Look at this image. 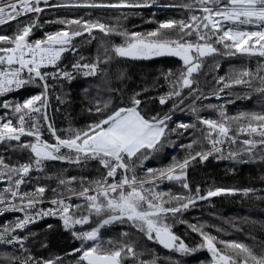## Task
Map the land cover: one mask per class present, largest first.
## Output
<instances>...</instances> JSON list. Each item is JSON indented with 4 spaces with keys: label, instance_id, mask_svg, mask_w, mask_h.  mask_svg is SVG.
I'll use <instances>...</instances> for the list:
<instances>
[{
    "label": "trees",
    "instance_id": "trees-1",
    "mask_svg": "<svg viewBox=\"0 0 264 264\" xmlns=\"http://www.w3.org/2000/svg\"><path fill=\"white\" fill-rule=\"evenodd\" d=\"M121 0H50L39 14L21 16L15 21L0 26V35L13 36L18 28L32 23L38 15V27L33 28L29 41L44 39L46 34L67 29L69 31L81 30L75 25L61 24L58 21L82 19L90 22L104 23L116 32L147 34L155 30L160 22L173 20H187L193 12L183 5L192 3L193 0H124L129 4H146L142 7H79L78 4H114ZM195 14H199L196 12ZM175 38L176 33H173ZM195 41V36L191 38ZM122 35L105 36L99 30L92 34L84 33L72 41L75 51L64 52L56 66H47L42 72H68L71 78L49 77L48 105L46 112L48 122L56 129L57 135L66 138L69 130H86L87 126L98 122L101 115L95 113L96 103L110 101L106 114L120 107H130L131 99L141 101L139 111L147 119L159 116H169L168 129H174L180 123L195 124L194 129L187 131H168L155 152L148 155L147 159L135 161L132 166L138 178H147V169H163L173 160L183 161L188 155V149L182 145L189 144L193 139L200 140L199 146L194 151H207L211 145L202 139L205 128L198 121L199 117L220 119L221 107L229 117L240 113H264V92L258 89L264 83L256 76L259 71L264 76V58L247 55H216L204 59L198 73L194 74V92L184 89L182 97L173 98L161 105L159 98L172 91V81H175L184 66L180 60L172 58H157L148 61L128 60L117 57L112 53L113 46L124 44ZM11 46L0 41V47ZM105 49H108L106 52ZM221 52L223 48L221 47ZM77 63H98L96 75L86 76L87 69L77 70L73 67ZM243 70L253 73L250 84L233 85L224 88L219 95H215L221 87L217 84L220 77L226 80L234 77ZM173 73L165 78L166 74ZM27 79V77H26ZM245 79H248L245 77ZM40 81L25 84L22 89L6 97L4 101L23 102L33 95L41 94L44 89ZM139 95H136V94ZM180 100L183 102L181 103ZM175 105V106H174ZM93 109L92 112L89 109ZM196 109V111H193ZM9 110L1 107L2 115ZM15 123V119H13ZM42 137L50 143H55V138L50 134L47 124L40 117ZM247 120L234 121L231 125L233 134H236L238 125H246ZM223 149V156L227 157L230 151H239L238 159L219 158L220 154L214 153L207 160L197 158L187 168L186 182L189 189H184L181 183L163 180L152 187L154 191L170 193L171 196H194L196 189L199 195H206L207 191L216 188L225 189H252L245 196L241 191L232 194H222L206 200H197L194 206L172 216L169 214L167 223L172 226L174 234L185 242L190 248H198L201 236L193 232L190 225H203V230L217 238L218 241H235L244 243L253 249L255 254L264 252V149L256 148L251 154L243 152L242 141ZM21 142H34L32 137L22 136ZM67 153L66 149L61 150ZM0 157L9 165H19L30 162L32 154L29 149L18 146V142L0 143ZM2 170V169H0ZM5 171L6 170H2ZM105 169L97 160H84L79 164L68 161H46L42 171L33 170L26 177L22 185L24 193H32L38 186L48 189L43 194V200L53 197L73 194L68 189L79 192L83 187H94L92 181L100 180L106 176ZM122 170L115 177L119 181ZM131 175V172L129 173ZM76 177L70 184L60 185L59 179L68 180ZM15 175L13 179H15ZM5 183H0V194L5 195L4 186L10 184L5 178ZM108 183L113 178H108ZM52 189L56 191L53 192ZM164 199L169 201L166 206H176L177 201L169 196ZM86 200H77L73 206L81 205L80 209L73 207L70 211L77 217L88 215ZM101 217L94 214L91 222L85 225H76L69 230L63 226V221L51 220L36 224L18 233L24 237L23 246L13 244L10 246L0 244V264H20L29 260L28 264L38 261L56 260L59 264H76L80 253L75 250L81 247L82 241L77 239L73 232H82L96 227ZM0 223V229L4 226ZM100 241L103 248L112 249L115 246L131 244L134 246L135 257L128 256L123 264H209L211 254L206 249H198L189 254H180L172 250H164L155 240H149L145 233L133 226L130 222H115L100 229ZM112 242L109 244V242ZM92 242H88L89 246ZM4 246V247H2ZM223 249V245L217 244ZM251 264V261H249Z\"/></svg>",
    "mask_w": 264,
    "mask_h": 264
},
{
    "label": "snow or ice",
    "instance_id": "snow-or-ice-1",
    "mask_svg": "<svg viewBox=\"0 0 264 264\" xmlns=\"http://www.w3.org/2000/svg\"><path fill=\"white\" fill-rule=\"evenodd\" d=\"M47 5L48 0H0V25L15 21L22 15L39 14L44 11L41 5ZM79 7H142L146 4H129L121 0L114 4H78ZM184 8L193 12L187 20L169 19L158 24V27L141 34L132 32L130 34L116 32L113 28L100 22H90L82 19L70 21H58L61 24L75 25L78 29L69 31L67 29L55 33L46 34L44 39L29 41L33 28L38 27V15L32 23L18 28L13 36L0 35V41L11 46L0 47V96L5 93L19 89L25 84L42 82L44 91L39 95H33L21 102L4 101L0 104L6 111L0 115V143L18 142V146L29 149L32 154L30 162L19 165H9L0 157V179H7L15 187L7 188L5 191L12 197H19L27 201L26 205H12L14 210L25 212V209H35L36 205L43 202V194L48 191L44 186H38L32 193H20L19 188L26 182V177L34 169L43 170L46 161H68L79 164L84 160H97L105 169L106 176L100 180L91 182L94 187H83L78 193L73 189L68 191L86 200L88 215L77 217L70 211L73 207L80 209L81 205H70L64 198L53 199L51 204L54 208L35 211L33 214L26 213L23 218L17 219L14 225H5L0 229V242L7 244H19L23 246L24 237L15 235L17 230H23L27 225L34 223L37 218L44 216H59L66 229L72 230L76 225H85L91 222L94 214L101 217L96 227L82 232H73L74 236L82 241L81 247L76 249L79 258L76 264H123L128 257H135L134 246L123 244L112 249H105L100 241V229L106 225L119 222H130L133 226L145 233L149 240H155L166 249L180 254H189L198 249H206L211 254L209 264H264V252L255 254L252 248L244 243L235 241H218L217 238L203 230V225H190L193 232H197L202 240L198 248H190L183 240L172 231V226L167 223L169 214L175 216L178 213L194 206L196 201L206 200L210 197L222 194H232L241 191L247 196L252 189H225L216 188L207 191L206 195H199L200 189H196L194 196H171L170 193L154 191L152 187L145 185H156L163 180L181 183L184 189H189L186 182L187 168L192 161L199 158L207 160L214 153L220 154L219 158L238 159L239 151H230L227 157L223 156V145L225 141L237 143L239 134H247L244 139L242 151L251 154L254 149H264V113H240L235 117H229L221 107L220 119H208L199 117L198 121L204 125L202 139L207 141L211 148L208 151H194L199 146L200 140L193 139L189 144L182 145L188 149V155L183 161H176L163 169H147V178H138L135 161L147 159L148 155L155 152L158 145L168 131L177 132L194 129L195 124L180 123L174 129H168L169 116H155L151 119L145 118L138 110L141 101L135 96L131 99L130 107H120L106 114L110 101L97 102L95 113L101 115L98 122L87 126L86 130H69L66 138H61L56 129L48 122L46 107L48 105L49 77L71 78L68 72L48 73L41 69L46 66H56L64 52L75 51L72 41L84 33L92 34L93 30H99L105 36L122 35L125 43L113 46L111 51L117 57H131L134 59H148L159 56H175L183 61V70L178 78L172 81V91L166 96H161L159 102L166 104L174 97H182L184 89L194 92V74L198 73L203 65L204 59L216 55H247L264 58V0H193L192 3L183 5ZM199 12V14H195ZM247 26H256L259 30H246ZM173 33H176L173 38ZM195 36V41L191 38ZM221 47L223 52H221ZM107 52L108 49H105ZM77 70L87 69L86 76L96 75L98 63L73 65ZM26 72L27 79L23 78ZM169 71L165 78L172 76ZM262 83L264 76L259 71L256 73ZM247 77L248 79H245ZM253 73L243 70L234 77L226 80L220 77L217 84L222 87L214 93L219 95L224 88L233 85L250 84ZM264 92V87L258 89ZM136 95H139L138 93ZM182 103L183 101L180 100ZM175 106V105H174ZM90 112L93 109H89ZM196 111V109H193ZM40 117L47 124L48 131L55 138L56 143L50 144L42 137ZM15 119V123L13 122ZM247 120L246 125L240 124L233 134L231 127L234 121ZM32 137L34 142H21V137ZM66 149L67 153H62ZM122 170L119 181L115 180L118 171ZM131 172V175L129 173ZM15 175V179L13 176ZM108 178H113L108 183ZM76 180L71 177L68 180L59 179L60 185L70 184ZM55 192V189H52ZM90 192H95L91 195ZM169 196L171 200L177 201L176 206H166L169 201L164 199ZM5 197L0 194V204L5 203ZM7 210V209H2ZM88 242H92L89 246ZM112 242L110 241L109 244ZM223 245V249L217 244ZM20 262L28 264L29 260ZM36 264H59L56 260L38 261ZM143 264V262H142Z\"/></svg>",
    "mask_w": 264,
    "mask_h": 264
},
{
    "label": "built area",
    "instance_id": "built-area-1",
    "mask_svg": "<svg viewBox=\"0 0 264 264\" xmlns=\"http://www.w3.org/2000/svg\"><path fill=\"white\" fill-rule=\"evenodd\" d=\"M50 0H48L49 2ZM45 5L42 4L41 7L43 8ZM24 16V15H22ZM20 18V17H19ZM8 23V22H7ZM1 26V25H0ZM58 70H56L55 72H57ZM49 73H54L53 71L52 72H49ZM23 75V78L26 79L27 77V74L26 72ZM23 87V86H22ZM21 88L19 89H14L12 92H9V93H5L4 95L0 96V104H2L4 102V99L6 97H8L9 95L13 94V93H16L18 91H20ZM1 109V107H0ZM0 115H2V113L0 112ZM249 138L247 134H239L237 139L238 138ZM44 139V138H43ZM46 140V139H44ZM47 141V140H46ZM48 142V141H47ZM50 143V142H48ZM50 144H54V143H50ZM232 143L229 142V141H225V143L223 145H219L220 147L222 148H227L228 146H230ZM210 150V149H209ZM208 151V150H207ZM26 179V178H25ZM23 185V184H22ZM22 185L20 186L19 188V192L22 194L24 193L22 191ZM9 187H13V190L15 191V187L12 183L4 186V190H6L7 188ZM91 195H95V192H90ZM6 199H5V203L4 204H0V223H2L3 226L5 225H14V223L17 221V219L19 218H23V216L28 213V214H33L35 211H39L40 209H43V210H48V209H51V208H54L55 206L51 204V200L53 199H59V198H64L65 199V202L72 205L74 201H77V200H85L84 198L82 197H79L77 195H74V194H69V195H63V196H58V197H53V198H50V199H47V200H43L42 203H39L36 205L35 209H25V212H21L19 210H14L11 206L12 205H15L17 206V209L23 204V205H26L27 201H21L19 199V197H12L10 193L6 192L5 195H3ZM2 209H7V210H2ZM51 220H57V221H62L60 219L59 216H44L42 218H37L35 220L34 223H31L29 225H27L26 228H29V227H32L36 224H39V223H42V222H46V221H51ZM1 225V226H2ZM25 228V229H26ZM3 229V228H2ZM23 229V230H25ZM23 230H17V232L15 233V235L18 236V233L23 231ZM1 245H7V246H10V245H13V244H7V243H4V242H0Z\"/></svg>",
    "mask_w": 264,
    "mask_h": 264
},
{
    "label": "water",
    "instance_id": "water-1",
    "mask_svg": "<svg viewBox=\"0 0 264 264\" xmlns=\"http://www.w3.org/2000/svg\"><path fill=\"white\" fill-rule=\"evenodd\" d=\"M120 58L128 59V60H136V61H148V60L157 59V58H172V59L180 60L183 63V61L179 57H175V56H159V57H152V58H148V59H143V58L134 59V58H131V57H120ZM5 182H6L5 179H0V183H5ZM157 244L159 245V247H161L164 250H170V249L164 248L159 243H157Z\"/></svg>",
    "mask_w": 264,
    "mask_h": 264
},
{
    "label": "rangeland",
    "instance_id": "rangeland-1",
    "mask_svg": "<svg viewBox=\"0 0 264 264\" xmlns=\"http://www.w3.org/2000/svg\"><path fill=\"white\" fill-rule=\"evenodd\" d=\"M246 30H259V28H257L256 26H247L246 27ZM49 66H51V65H49ZM47 67V66H46ZM56 70H58V69H56ZM50 72V70L48 71V73ZM56 143V142H55Z\"/></svg>",
    "mask_w": 264,
    "mask_h": 264
},
{
    "label": "bare ground",
    "instance_id": "bare-ground-1",
    "mask_svg": "<svg viewBox=\"0 0 264 264\" xmlns=\"http://www.w3.org/2000/svg\"><path fill=\"white\" fill-rule=\"evenodd\" d=\"M2 247H4V246H2Z\"/></svg>",
    "mask_w": 264,
    "mask_h": 264
}]
</instances>
